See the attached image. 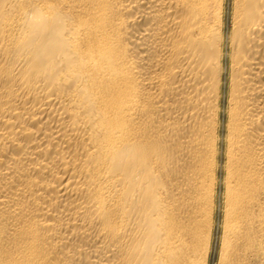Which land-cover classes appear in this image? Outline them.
<instances>
[{"label":"bare ground","instance_id":"bare-ground-1","mask_svg":"<svg viewBox=\"0 0 264 264\" xmlns=\"http://www.w3.org/2000/svg\"><path fill=\"white\" fill-rule=\"evenodd\" d=\"M217 241L264 264V0H0V264Z\"/></svg>","mask_w":264,"mask_h":264},{"label":"rangeland","instance_id":"rangeland-1","mask_svg":"<svg viewBox=\"0 0 264 264\" xmlns=\"http://www.w3.org/2000/svg\"><path fill=\"white\" fill-rule=\"evenodd\" d=\"M218 244L219 243L217 241L216 247H215L214 252H213L212 264H217V261H218V253H219V245Z\"/></svg>","mask_w":264,"mask_h":264}]
</instances>
